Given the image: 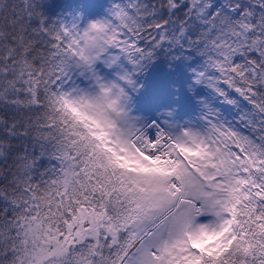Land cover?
<instances>
[{"label":"snow or ice","instance_id":"1","mask_svg":"<svg viewBox=\"0 0 264 264\" xmlns=\"http://www.w3.org/2000/svg\"><path fill=\"white\" fill-rule=\"evenodd\" d=\"M0 264H264V0H0Z\"/></svg>","mask_w":264,"mask_h":264},{"label":"trees","instance_id":"2","mask_svg":"<svg viewBox=\"0 0 264 264\" xmlns=\"http://www.w3.org/2000/svg\"><path fill=\"white\" fill-rule=\"evenodd\" d=\"M66 2L69 3V5L71 4V0H66ZM66 10H68V9H66Z\"/></svg>","mask_w":264,"mask_h":264},{"label":"rangeland","instance_id":"3","mask_svg":"<svg viewBox=\"0 0 264 264\" xmlns=\"http://www.w3.org/2000/svg\"><path fill=\"white\" fill-rule=\"evenodd\" d=\"M68 10H70V9H68Z\"/></svg>","mask_w":264,"mask_h":264}]
</instances>
